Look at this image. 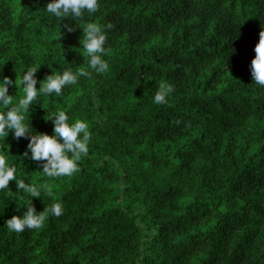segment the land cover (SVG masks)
<instances>
[{"label": "trees", "instance_id": "obj_1", "mask_svg": "<svg viewBox=\"0 0 264 264\" xmlns=\"http://www.w3.org/2000/svg\"><path fill=\"white\" fill-rule=\"evenodd\" d=\"M48 2L0 0V71L14 80L40 66L37 88L52 70L84 66L82 29L49 20ZM99 4L86 19L105 27L110 70L30 116L49 135L57 108L86 120L89 152L77 173L48 178L23 156L28 140L10 132L17 176L51 188L32 199L36 211L60 202L64 212L40 229L8 230L28 199L10 181L0 191V264H264V86L250 68L264 0ZM161 84L173 90L157 105Z\"/></svg>", "mask_w": 264, "mask_h": 264}, {"label": "clouds", "instance_id": "obj_2", "mask_svg": "<svg viewBox=\"0 0 264 264\" xmlns=\"http://www.w3.org/2000/svg\"><path fill=\"white\" fill-rule=\"evenodd\" d=\"M99 7V0H49L42 9L48 14L49 20L54 18L61 22L67 17L75 20L77 26L82 29L83 39L80 44L84 50L83 67L73 70V64L69 63L71 66L62 71L52 70L51 74L40 82L38 88L36 73L40 66H27L19 77L15 72L14 80L0 71V191L9 190V182L15 181V193L28 194L22 216L13 215L4 222V226L12 232L40 229L50 215L59 217L64 209L60 202H56L45 207L43 211H36L32 199L43 200L45 194L50 197L51 188L47 182L30 183L17 176V167L10 162V154L4 148V145H7L5 139L10 132L14 139L28 140L23 156L42 163V171L39 172L48 178L72 176L77 173L80 171L79 161L89 152L91 133L86 120L74 119L65 110L57 108L47 114L50 118H45L52 120L53 124V133L49 135L36 131L30 123V116L33 106H41V101L46 98L62 96L65 89L78 85L81 77L105 74L110 70L109 62L105 59V27L86 19L87 16L97 13ZM81 23L83 27H80ZM64 27L68 32L75 31L71 24H65ZM61 35L63 33L60 31L59 37ZM259 37L250 68L253 82L264 86V31L260 32ZM13 86L15 93L10 95L9 88ZM172 90L171 84H161L153 96V103H167Z\"/></svg>", "mask_w": 264, "mask_h": 264}]
</instances>
